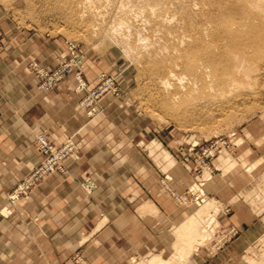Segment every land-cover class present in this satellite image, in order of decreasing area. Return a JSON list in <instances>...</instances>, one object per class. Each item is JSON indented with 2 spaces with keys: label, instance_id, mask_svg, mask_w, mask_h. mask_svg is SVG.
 <instances>
[{
  "label": "rangeland",
  "instance_id": "374dc122",
  "mask_svg": "<svg viewBox=\"0 0 264 264\" xmlns=\"http://www.w3.org/2000/svg\"><path fill=\"white\" fill-rule=\"evenodd\" d=\"M232 1L244 0H0V72L28 74L37 93L58 92L79 123L60 140L34 132L36 160L2 189L0 220L49 176H70L67 163L83 152L104 153V165L126 167L133 187L142 182L136 167L153 169L159 189L191 210L174 229L172 254L128 264H264V34L241 79L190 83L183 68L194 40L230 29ZM245 1L264 20V0ZM217 179L234 192L235 216L207 192ZM78 185L86 194L95 188L90 177ZM191 220L196 231L180 238ZM92 235L64 247L61 264H99L102 256L89 254L101 248Z\"/></svg>",
  "mask_w": 264,
  "mask_h": 264
},
{
  "label": "crops",
  "instance_id": "0c3cea01",
  "mask_svg": "<svg viewBox=\"0 0 264 264\" xmlns=\"http://www.w3.org/2000/svg\"><path fill=\"white\" fill-rule=\"evenodd\" d=\"M15 74L0 72V193L35 162L30 147L34 132L47 130L60 140L79 126L71 103L58 92L37 93L28 74ZM108 155L83 152L78 163H67L70 176L51 175L15 203L13 214L0 220V264H61L70 254L63 248L75 246L83 231L101 244L89 250L90 257L102 256L99 264H128L132 256L149 254L164 259L174 252V229L191 214L190 208L177 206L159 189L153 169L144 172L143 182V170L136 167L133 174L142 182L133 187L126 167L104 165ZM171 175L176 179L178 172ZM86 177L95 184L88 194L78 185ZM212 184L207 192L230 204L233 216L238 214L240 205L233 203L228 183L217 179ZM132 198L134 204L128 202ZM187 228L188 221L177 229L180 238L189 235Z\"/></svg>",
  "mask_w": 264,
  "mask_h": 264
},
{
  "label": "bare ground",
  "instance_id": "6f19581e",
  "mask_svg": "<svg viewBox=\"0 0 264 264\" xmlns=\"http://www.w3.org/2000/svg\"><path fill=\"white\" fill-rule=\"evenodd\" d=\"M247 2L248 1L245 0L242 3L237 1L230 2L226 12L231 14L232 17L230 20L226 19L228 23H225L227 27L230 28L229 30L224 26L226 28L225 31L222 29L220 34H214V38H211L210 42L205 44L204 42H201L202 39L194 40V42H192V54L186 55L185 65L183 67L185 72L188 73V81L190 83H196L198 81H200V83H206L207 81H210L213 85L221 86L227 84L229 79H234L235 77L240 78V71L243 65L251 62L252 48L263 38L264 34V20L261 13L252 10ZM233 18L235 19V22ZM218 23L217 25L222 27L224 25V20L221 22V25ZM176 64L177 63L174 65ZM163 67L165 69V66ZM170 67L171 70H169ZM170 67L165 69L168 72V75H171L170 73L174 72L172 71L173 67ZM39 136L42 137V135ZM37 141L39 142L38 138ZM188 227L189 228L187 229L190 231L196 229V225L194 222L192 223V220L188 221ZM147 263L154 264V262L150 260Z\"/></svg>",
  "mask_w": 264,
  "mask_h": 264
},
{
  "label": "built area",
  "instance_id": "2783aa9c",
  "mask_svg": "<svg viewBox=\"0 0 264 264\" xmlns=\"http://www.w3.org/2000/svg\"><path fill=\"white\" fill-rule=\"evenodd\" d=\"M38 140H39V144H41V145H39L40 146V148H42V149H44V150H46V149H48L49 148V145H48V143L46 142V139L42 136H39L38 137Z\"/></svg>",
  "mask_w": 264,
  "mask_h": 264
}]
</instances>
